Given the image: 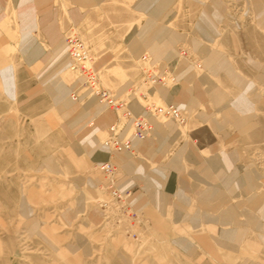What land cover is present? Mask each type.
I'll list each match as a JSON object with an SVG mask.
<instances>
[{"label": "rangeland", "instance_id": "obj_1", "mask_svg": "<svg viewBox=\"0 0 264 264\" xmlns=\"http://www.w3.org/2000/svg\"><path fill=\"white\" fill-rule=\"evenodd\" d=\"M257 2L263 10L264 0H54L49 20L36 8L24 22L22 0H0V264H264V26ZM216 5L208 36L200 22ZM50 20L62 39L58 54L46 37ZM148 27L174 36L165 54H152L153 31L134 46ZM25 35L38 49L34 58ZM73 35L123 110L91 96L72 99L81 83L66 43ZM212 53L227 68L207 67ZM197 89L205 97L182 106L180 93ZM99 103L106 112L93 116ZM168 106L185 122L151 119L168 140L154 155L135 153L131 140L154 135L133 136L131 119ZM114 126L116 134L129 129V150H114L115 139H106ZM211 158L231 160L220 177ZM153 171L166 176L148 189L138 177ZM138 194L145 204H133Z\"/></svg>", "mask_w": 264, "mask_h": 264}, {"label": "crops", "instance_id": "obj_2", "mask_svg": "<svg viewBox=\"0 0 264 264\" xmlns=\"http://www.w3.org/2000/svg\"><path fill=\"white\" fill-rule=\"evenodd\" d=\"M32 0H22V6L23 5H27V3L31 2ZM36 1V0H35ZM54 0H46L45 2H43L42 5H40L39 7L37 6V4H35V6L33 7H29V6H23V7H26L25 10L22 11V13H25L26 16H25V19H24V22H28L29 21V16L30 14H32L36 8L37 9H41L40 12L41 14H43L44 18L46 16L49 15V12H50V9H52V2ZM73 3H79V5H82V6H86V5H95V0H72ZM36 3V2H35ZM258 7V14H259V17H260V22L262 23V25L264 26V9L262 10V7H261V4L259 2H257L256 4ZM218 12H219V6L216 5L215 7H211L206 13L205 15L202 17V21L200 22V30L202 32H204L205 34H207L208 36H212V34H214V28L216 26V20L218 19ZM48 17H46L45 19H47ZM49 20V19H47ZM50 23V26L49 28H45L47 29V31H49V33L46 32V37H49L51 39V41H54L55 44H56V49H55V52L60 53V50H62L63 48V44H62V39L60 38V35L58 33H56V31L54 32V24L52 22V20L49 21ZM150 23L153 24L154 23V20H150ZM153 31V32H152ZM152 32V34H151ZM169 32H166V31H156V33H154V30L153 28H147L146 30L143 31V33H141L137 39L135 40L134 42V46L137 48H139L141 46V41H143L144 39H147L151 34V38L153 39V41H157L156 43L154 42L153 45L154 47L157 46V45H164L165 43H167V41H174V36L171 35L170 33L168 34ZM156 34V36H155ZM55 37V39H54ZM156 37V38H155ZM165 41V42H164ZM198 43H194V46L197 47ZM154 48L151 47V52L152 54H154ZM38 50V49H37ZM62 57L66 58V55L65 53L62 52ZM223 64V65H222ZM206 66L207 67H210V69L214 70V71H219V69H224L227 67V63L222 59L220 58L219 55L215 54V53H212L210 56H208V59L206 60ZM224 66V67H223ZM78 84V80L76 79L74 85L72 86L71 88V92L76 88ZM215 92V91H214ZM194 93V94H193ZM117 94V93H116ZM167 94L166 92L164 93L163 95V98L164 100H168L167 96L165 95ZM119 95V94H117ZM121 96V95H120ZM205 97V93H202L200 90H196L194 92L192 91H184V92H181L180 95L178 96V98H180L182 101H184L186 104H182V106H188V105H192V104H196L199 102V100H202L203 98ZM106 106L104 105H101L100 103L98 104V106H96L93 111L91 112V114L93 116H96L99 111H103V112H106ZM132 109V107H131ZM140 112L142 111V108H140ZM132 111L136 114L140 113V112H136L132 109ZM105 122H106V117L104 116L103 118L101 117L100 121H98V126L103 127L105 125ZM116 123V120L115 122L112 124L114 125ZM111 125V126H112ZM110 126V127H111ZM110 127H109V134H108V137L106 139H108L110 136H111V133H110ZM163 127L159 126L158 129L156 127V124H155V129H153V138L152 139H149V140H145V141H141V140H138V139H134V140H131L132 143H133V149L135 150V153L136 152H140V153H143V154H147V155H154L153 153L154 152H159L161 151L162 147L164 146V142L168 140V136H165V133H161L163 132L162 130ZM99 132H102L100 129H97L96 130V133L98 134ZM120 134V133H119ZM118 135V133H117ZM121 139L123 140H126V139H130V133H129V129L126 128L121 134H120V137ZM95 143H100V141H98V139L95 138ZM101 146V145H100ZM97 146L98 148H101V149H105L103 146ZM107 148V147H106ZM109 149V148H108ZM123 154H127V153H118L117 155H123ZM129 155V154H127ZM213 160H218L217 158H214V159H210L209 162H208V165L214 169V171L217 173V168L212 165V161ZM180 165V161H175L173 166L175 168H177V170L180 168L179 167ZM129 167L131 168V165L129 164ZM179 167V168H178ZM163 171H160V172H156V171H153V172H150L151 174H148V175H145V176H139L138 179H143L144 181H146V178H148L147 176H152V175H157L159 177L158 178V182L157 183H154L152 185H149L148 186V183H150L149 181H146L147 182V186H148V189L152 186H157V185H161L160 182H162L163 178L166 176L162 173ZM224 174V173H223ZM184 177V176H183ZM182 178V177H181ZM149 179V178H148ZM183 180V179H182ZM184 181V180H183ZM144 198L145 196H142V194H138L135 196V198L133 199V204H135L136 206H139V205H143L145 204L144 202ZM155 204V203H154ZM158 204V203H157Z\"/></svg>", "mask_w": 264, "mask_h": 264}, {"label": "built area", "instance_id": "obj_3", "mask_svg": "<svg viewBox=\"0 0 264 264\" xmlns=\"http://www.w3.org/2000/svg\"><path fill=\"white\" fill-rule=\"evenodd\" d=\"M67 43L69 46V52L71 55V58L74 63H77L79 70H81L84 73L85 78V85L88 90L92 92L93 95H96L100 102L105 103L106 105H109L110 107L118 108L122 106L120 101L113 100L111 96H109L107 91H104L100 89L97 86L96 83V73L94 69L91 67L93 65L94 59L93 57L86 52L84 43L76 36H70L67 39ZM152 115L157 116H166V117H173L177 119L178 121L182 122L184 120V117L180 115V111H178L174 106H170L169 109H162L157 108L153 109L151 111ZM133 126L135 127L136 131L134 132L135 137L139 139H143L145 137V132L151 129V125H149L148 121L145 119H137L133 120ZM113 146L115 150L121 151V150H129L130 149V142H126V144L113 142ZM104 171L105 173L110 174L112 170H110L109 166H106ZM109 181V180H108ZM110 185H108L111 189H113V183L109 181ZM115 197L121 198L122 196L118 193V191L114 192Z\"/></svg>", "mask_w": 264, "mask_h": 264}, {"label": "bare ground", "instance_id": "obj_4", "mask_svg": "<svg viewBox=\"0 0 264 264\" xmlns=\"http://www.w3.org/2000/svg\"><path fill=\"white\" fill-rule=\"evenodd\" d=\"M46 0H36V4H37V6L39 7L40 5H42L43 4V2H45ZM263 18H264V16H263ZM264 23V22H263ZM155 33H156V31H155ZM68 37H70V36H68ZM68 37H67V39H68ZM27 38H28V35H25L24 36V38H23V47L26 49V50H28L29 51V56H30V58H34L36 55H37V53H38V50H37V48H34L29 42H28V40H27ZM79 38V37H78ZM54 39H55V37H54ZM80 39V38H79ZM83 42V41H82ZM66 43H67V40H66ZM84 43V42H83ZM84 45H85V43H84ZM67 47H68V52H69V46H68V43H67ZM169 50V44H164V45H157V46H155L154 47V54H157V53H159V52H162L163 54H165V50ZM85 50H86V52H88L89 54H90V52L87 50V47H86V45H85ZM91 55V54H90ZM69 56H70V58H71V55H70V52H69ZM92 56V55H91ZM60 60V62H61V60L62 59H59ZM60 64V63H59ZM223 65V64H222ZM91 67L94 69V71H95V73H96V83H97V86L100 88V89H102V90H104V91H107L108 92V94H109V96H111V98L115 101L116 99V97H114L113 96V94L109 91V90H107L103 85H102V82H101V80H100V77H99V73L97 72V70H96V68H95V63L93 62V65H91ZM224 67V66H223ZM227 68V67H226ZM71 70H73V71H76V73L77 74H79L80 73V77H79V79H80V81H81V83H80V87H79V90H76L73 94H72V99H74V100H81L84 96H91V97H94L95 99H97V100H99L100 101V99L96 96V95H93L92 94V92L90 91V90H88L87 89V87H86V85H85V78H84V73L81 71V70H79V68H78V65H77V63H74L73 62V60H72V58H71ZM5 77H6V79H7V84H9L10 85V79L5 75ZM84 90V91H83ZM81 91H83V92H81ZM120 102H121V100H119ZM101 103V102H100ZM101 104H104V105H106L105 103H101ZM125 106V104L123 105V107ZM107 107H109V108H113V110H115V111H117V110H121L122 108H115V107H110L109 105H107ZM169 107L170 106H168V107H166V108H162V109H169ZM123 110V109H122ZM151 111H153L152 109H150V112L149 113H147L146 112V116L144 115V116H142V117H138V118H136V119H131V127H134L133 126V120H137V119H140V118H142V119H145L146 121H148V123H149V125H151L152 127H151V129L150 130H148L147 132H145V133H147V134H145V137L144 138H147V137H150V135H151V130L153 129V124H152V122H151V119H158V118H170V119H172V120H175L177 123L179 122V123H181V124H183L184 122H185V118H184V120L182 121V122H180V121H178L177 119H175V118H173V117H166V116H157V115H152L151 114ZM124 112V111H123ZM126 113H127V115L125 114V113H123L124 115H125V117H127L128 115H131L128 111H125ZM180 115L182 116V113L180 112ZM183 117V116H182ZM128 118V121H129V117H127ZM178 123V124H179ZM115 128L117 129V127L116 126H114V127H112L110 130H111V136H112V138H114L115 139V141H113V142H118V143H123V144H126V143H124L123 142V139H121V138H119L120 137V134L122 133L121 131H119V133H118V135L115 133ZM136 131V129H135V127H134V129H133V131H132V135L133 136H135L134 135V132ZM143 138V139H144ZM149 140V139H148ZM113 142H109V143H112L113 144ZM112 148L115 150V148H114V146L112 145ZM230 161L231 160H229V159H226V160H224V161H219V160H213L212 161V165H214L216 168H217V173H216V175L218 176V177H220L221 175H223V173L229 168V165H230ZM106 167V166H105ZM104 167V168H105ZM110 168V170H112L110 173H112V172H114V170L112 169V167L110 166L109 167ZM148 178H146V181H149L150 183H148V186L149 185H152V184H154V183H157L158 182V178L157 177H159V176H157V175H152V176H147ZM231 181V180H230Z\"/></svg>", "mask_w": 264, "mask_h": 264}]
</instances>
